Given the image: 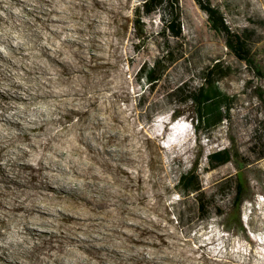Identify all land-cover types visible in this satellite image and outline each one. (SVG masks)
<instances>
[{
  "label": "rangeland",
  "instance_id": "1",
  "mask_svg": "<svg viewBox=\"0 0 264 264\" xmlns=\"http://www.w3.org/2000/svg\"><path fill=\"white\" fill-rule=\"evenodd\" d=\"M209 1L234 30H254L251 53L264 71V0ZM0 2V16L7 19L1 22L0 38L23 46L13 50L0 44V117L11 118L7 126H0V264H264V132L260 126L264 106L255 90L264 91V80L230 53L195 0H179L182 36L168 39L176 60L153 90L139 82L136 73L144 62L162 54L161 23L157 15L144 17L146 36L136 45L132 20L137 0H25L26 8L10 0ZM32 6L45 13L57 10L52 14L59 15L55 24L63 26L62 33L50 35L41 21L26 12ZM8 11L15 14L13 19ZM43 40L51 49L60 47L63 61L43 54L39 46ZM216 62L226 69L220 87L234 97L230 119L196 139L189 124L192 108L167 93L183 82L197 86L201 70ZM42 66L50 72L44 78ZM40 80L64 96L48 101L38 97L48 89ZM13 93L18 97L11 98ZM80 132L90 149L78 142ZM223 147L239 157L210 170L207 154ZM42 160L53 174L38 169ZM24 162L33 168L24 167ZM194 164L208 192L241 168L249 185L241 208L242 227L224 228L218 211L228 210L225 194L214 198L216 209L207 220L193 214V197H181L175 184L179 174ZM18 204L35 211L26 213L15 208ZM25 214L30 228L39 234L30 242H22L17 233Z\"/></svg>",
  "mask_w": 264,
  "mask_h": 264
},
{
  "label": "trees",
  "instance_id": "2",
  "mask_svg": "<svg viewBox=\"0 0 264 264\" xmlns=\"http://www.w3.org/2000/svg\"><path fill=\"white\" fill-rule=\"evenodd\" d=\"M195 1L206 13L209 28L223 36L224 44L230 53L243 62L256 78L264 80V71L257 65L251 53L250 41L254 36V30L248 28L234 30L219 7L211 4L209 0ZM137 2L132 20L136 45L142 44L146 36L145 24L142 20L144 17L157 15L161 23L158 34L163 39L162 54L151 63L144 62L136 73L139 82H142L148 90H153L164 80L166 72L176 60V51L169 47L168 39L182 36L181 10L179 0H137ZM225 70L219 62H216L201 70L202 80L197 86L190 87L183 82L170 88L167 93L168 96L179 97L180 104H189L192 108L190 121L196 139L210 135L230 119L234 97L225 92L219 84V80L223 77L221 74ZM255 90L264 106V91L258 87ZM260 126L264 132V117L260 121ZM206 157L212 170L236 160L239 156L230 147H223L209 152ZM175 188L181 197H193V214L199 220H207L213 209H216L214 198L225 194L228 210L218 211L224 228L229 230L231 226L242 227L241 208L247 198L249 185L241 168L238 167L233 175L215 183L208 192L200 179L198 166L194 164L179 174Z\"/></svg>",
  "mask_w": 264,
  "mask_h": 264
},
{
  "label": "bare ground",
  "instance_id": "3",
  "mask_svg": "<svg viewBox=\"0 0 264 264\" xmlns=\"http://www.w3.org/2000/svg\"><path fill=\"white\" fill-rule=\"evenodd\" d=\"M9 1V0H8ZM11 1V3L14 5H22L24 8H26V6H25V4H26V2H25V0H10ZM53 1V0H52ZM68 2V1H67ZM1 3V2H0ZM3 3V2H2ZM49 3V2H48ZM55 3V2H54ZM8 4V3H7ZM1 5V4H0ZM3 5V4H2ZM14 5V6H15ZM27 5V4H26ZM34 5V4H33ZM40 5V4H39ZM41 5H42V3H41ZM44 5V4H43ZM50 5V4H49ZM6 6V5H5ZM9 6V5H8ZM38 6V5H37ZM2 7V6H1ZM55 7V6H54ZM4 8V7H3ZM13 8V7H12ZM47 8V7H46ZM51 8H53V7H51ZM57 8V7H56ZM13 9H15V8H13ZM49 9V8H48ZM5 10H7V9H5ZM12 10V9H11ZM37 10H39V9H37ZM36 9H35V7L34 6H32V8H27L26 9V12L27 13H29L30 15H32V16H34L35 18H34V20H39V21H41V23L43 24V26H44V28L46 29V30H48L49 31V33H50V35L52 34H55V35H58V34H61L62 33V30H63V26H60V25H58V24H55L56 22H58L59 21V15H57V14H55L56 15V17H54V15L52 14V12H56L57 10H54V9H52L49 13H45V12H40V11H37ZM42 10V9H41ZM46 10V9H45ZM25 11V10H24ZM61 11V10H60ZM63 12V11H62ZM61 13V12H60ZM20 14V13H19ZM52 14V15H51ZM6 15V14H5ZM4 15V16H5ZM7 15H8V17L9 18H11V19H13L14 18V16H15V14L12 12V11H8V13H7ZM29 15V16H30ZM24 16H25V14H24ZM61 16V15H60ZM63 16V15H62ZM18 17V16H17ZM20 17V16H19ZM23 17V16H22ZM21 17V18H22ZM30 19H32V18H30ZM16 20V19H15ZM26 20V19H25ZM16 21H18V20H16ZM27 21V20H26ZM29 21V20H28ZM35 21V22H36ZM63 21V20H62ZM61 21V22H62ZM7 23V19L6 18H4V17H2V16H0V25L2 24V23ZM22 22V21H21ZM33 22V21H32ZM26 24H27V22H25ZM60 23V22H59ZM64 23H65V21H64ZM68 23V22H67ZM69 24V23H68ZM20 25H22V24H20ZM30 25V24H29ZM34 25V24H33ZM63 25V24H62ZM65 25H67V24H65ZM25 26H27V25H25ZM68 26V25H67ZM4 27V26H3ZM20 27V26H19ZM39 27V26H38ZM41 27V26H40ZM8 28V27H7ZM15 28H17V27H15ZM14 28V29H15ZM24 28V27H23ZM43 28V27H42ZM68 28V27H67ZM5 29V28H4ZM11 29V28H10ZM20 29V28H19ZM30 30V29H29ZM40 31V30H39ZM47 31V32H48ZM66 31H68V30H66ZM64 32V31H63ZM75 32V31H74ZM8 33V32H7ZM45 33V32H44ZM69 33V32H68ZM74 35H75V33H73ZM6 35V34H5ZM9 35H11V34H9ZM33 35V34H32ZM37 35V34H36ZM36 35H35V37H36ZM41 35H42V33H41ZM16 36V35H15ZM29 36V35H28ZM63 36V35H62ZM8 37V36H7ZM50 37V36H49ZM61 37V36H60ZM59 37V38H60ZM64 37V36H63ZM22 38V37H21ZM38 38V37H37ZM58 38V37H57ZM69 38H70V36H69ZM2 39H5V37L4 38H0V44H2V43H5L8 47H11V49H13L14 50V47H16L17 48V50H20V49H22V45H20V46H14L15 44L14 43H12L10 40H7V41H3ZM35 39V38H34ZM76 39V38H75ZM19 40V39H18ZM62 40V39H61ZM13 41V40H12ZM43 41H45V40H43ZM57 41V40H56ZM15 42V41H14ZM39 42V41H38ZM49 42V41H48ZM71 42V41H70ZM22 43V42H21ZM50 43V42H49ZM54 43V42H53ZM59 43V42H58ZM74 43V42H73ZM14 44V45H13ZM24 44V43H23ZM27 44V43H26ZM56 44V43H55ZM62 44H65V43H62ZM17 45V44H16ZM66 45V44H65ZM64 45V46H65ZM39 46H40V49L42 50V52H43V54L44 55H46L47 56V58H51L52 60H54V61H56V62H58V63H60L61 61H63V60H61V58L63 57H61L60 58V55H61V52H60V47L58 48V50L56 51V50H54V49H51L50 47H49V45H47L46 44V41L44 42V43H40L39 44ZM67 46H69L68 44H67ZM66 46V47H67ZM4 47H6V46H4ZM27 47V46H26ZM26 47L24 48V49H26ZM62 47V46H61ZM27 51H25V53H26ZM55 52V53H54ZM63 52V51H62ZM19 55H21V56H23L24 57V54H23V52H19ZM63 55V54H62ZM12 59V58H11ZM15 59V58H14ZM3 60V59H2ZM11 61H13V60H11ZM18 61V60H17ZM19 61H21V60H19ZM65 61V60H64ZM1 62V61H0ZM48 62V61H47ZM22 63V62H21ZM55 63V62H54ZM20 64V63H19ZM28 64V63H27ZM2 65V64H1ZM23 65V64H22ZM56 65V64H55ZM63 65V64H62ZM61 65V66H62ZM17 66V65H16ZM15 66V67H16ZM26 66V65H25ZM24 66V67H25ZM54 66V65H53ZM10 67V66H9ZM14 67V68H15ZM27 67V66H26ZM55 67V66H54ZM57 67V66H56ZM59 67V66H58ZM31 68V67H30ZM9 69V68H8ZM51 69V68H50ZM2 70V69H1ZM11 70V69H10ZM25 70H27V69H25ZM31 70H33L32 68H31ZM56 70V69H55ZM35 71V70H34ZM54 71V70H53ZM32 72V71H31ZM52 72V71H51ZM54 73V72H53ZM1 74V73H0ZM27 75H28V73H26ZM31 74V73H30ZM33 74V73H32ZM40 74H41V76L43 75H45V76H47V75H49L50 74V72H49V70L48 69H46V68H43V66H42V68H41V71H40ZM77 74V73H76ZM3 75V74H2ZM8 75V74H7ZM53 75V74H52ZM51 75V76H52ZM5 76V75H4ZM25 76V75H24ZM42 76V77H43ZM11 77V76H10ZM54 77V76H53ZM34 78V77H33ZM44 78V77H43ZM42 78V79H43ZM47 78H50V77H47ZM54 78H57V77H54ZM53 78V79H54ZM5 79H6V77H5ZM41 79V80H42ZM52 79V78H51ZM40 80V81H41ZM45 80V79H44ZM49 80V79H48ZM19 83V82H18ZM41 83H42V85H44L45 87H47L48 89H45L44 88V90L42 91V92H40L39 94H38V97H46L47 99V101L49 100V99H57L58 97L60 98L62 95L60 94V92H58L57 90H52L51 88H50V86H49V84L47 85V82L45 83L44 81H41ZM49 83H51V82H49ZM40 84V83H39ZM38 84V85H39ZM20 85V84H19ZM22 85V84H21ZM51 85V84H50ZM41 86V85H40ZM24 87V86H23ZM26 87V86H25ZM39 87V86H38ZM52 87V86H51ZM14 89V88H13ZM20 89V88H19ZM30 89V88H29ZM33 89V88H32ZM7 90V89H6ZM12 90V89H11ZM40 90V89H39ZM19 91V90H18ZM20 92V91H19ZM29 92H31V91H29ZM4 93V92H3ZM12 93V92H11ZM27 93V92H26ZM31 94V93H30ZM65 94H69V93H65ZM5 95V94H4ZM11 95V98H13V97H15V96H17L18 97V94H16V95H14V93L13 94H10ZM7 96V94L5 95V97ZM22 96H24L23 94H22ZM26 96V95H25ZM64 96V95H63ZM62 96V97H63ZM7 98V97H6ZM28 98V97H27ZM31 98V97H30ZM1 99V98H0ZM16 99V98H15ZM38 99V98H37ZM44 99V98H43ZM4 100V99H3ZM12 100V99H11ZM31 100V99H30ZM59 100V99H58ZM64 100V99H63ZM9 101V100H8ZM7 101V102H8ZM29 101V100H28ZM54 101V100H53ZM67 101H68V99H67ZM0 102H2V101H0ZM23 102H25V101H23ZM51 102V101H50ZM2 104V103H1ZM6 104V103H5ZM11 104V103H10ZM52 104V103H51ZM59 104V103H58ZM6 106V105H5ZM19 106V105H18ZM24 106V105H23ZM4 107V106H3ZM9 107V106H8ZM14 107V106H13ZM17 107V106H16ZM16 107H14V108H16ZM56 107H57V105H56ZM26 108V107H25ZM37 108H39V107H37ZM10 109V108H9ZM18 109V108H17ZM47 109V108H46ZM44 110V109H43ZM48 110V109H47ZM47 110H45V111H47ZM55 110V109H54ZM53 110V111H54ZM6 111H8L7 109H6ZM16 111V110H15ZM18 111V110H17ZM37 111V110H36ZM39 111V110H38ZM41 111V110H40ZM14 112V111H13ZM4 113H6V112H4ZM15 113V112H14ZM18 113V112H17ZM23 113V112H22ZM19 114H21V113H19ZM40 114H41V112H40ZM13 115V114H12ZM29 115V114H28ZM44 115V114H43ZM10 116V115H9ZM23 116H25V115H23ZM40 116V115H39ZM21 117V116H20ZM31 118V117H30ZM11 118L10 117H8V116H6V114L5 115H3L2 114V118L0 117V126H7V124H9L10 123V120ZM22 119V118H21ZM26 119H27V117H26ZM54 119V118H53ZM14 121V125H17L18 127H21V126H23V125H21V122L20 121H18V120H13ZM28 121V120H27ZM33 120H31V122H32ZM38 123V122H37ZM44 124V123H43ZM48 124V123H47ZM37 125V124H36ZM46 125V124H45ZM81 125H82V123H81ZM86 126V125H85ZM25 127V126H24ZM27 127V126H26ZM29 127V126H28ZM35 127V126H34ZM40 127V126H39ZM83 127V126H82ZM81 127V128H82ZM7 128V127H6ZM11 128V127H10ZM40 128H42V126L40 127ZM79 128H80V125H79ZM83 128H85V127H83ZM15 129V128H14ZM20 129V128H19ZM64 129V128H63ZM34 130H35V128H34ZM36 130H38V129H36ZM40 130V129H39ZM60 130V129H59ZM82 130H84V129H82ZM82 130H80V131H82ZM21 131V130H20ZM50 132V131H49ZM48 132V133H49ZM61 133V132H60ZM25 134V133H24ZM78 134V133H77ZM28 135V134H27ZM26 135V136H27ZM57 135V134H56ZM25 136V135H24ZM29 137V136H28ZM39 137V136H38ZM52 137H53V135H52ZM26 138V137H25ZM54 138V137H53ZM56 138H57V136H56ZM77 139H78V142L79 143H82V144H84L85 146H86V148L87 149H90V147H92V145L88 142V140L86 141V140H84V138H83V135L81 134V132H80V134L76 137ZM27 139V138H26ZM32 139V138H31ZM31 139H30V142H31ZM59 139H61L60 137H59ZM29 140V139H28ZM76 140V139H75ZM46 141V140H45ZM50 141H51V139H50ZM47 142H49V141H47ZM52 142V141H51ZM77 142V141H76ZM40 143V142H39ZM45 143V142H44ZM50 143V142H49ZM34 144H37L38 145V143H34ZM53 145V144H52ZM76 145V144H75ZM78 145V144H77ZM76 145V146H77ZM84 145H83V147H84ZM40 146V145H39ZM50 146V145H49ZM54 146V145H53ZM29 147V146H28ZM52 147V146H51ZM82 147V148H83ZM34 148V147H33ZM39 148V147H38ZM41 148V147H40ZM43 148V147H42ZM45 148H46V146H45ZM77 148V147H76ZM48 149V148H47ZM85 149V148H84ZM31 150V149H30ZM36 150V149H35ZM42 150H45L44 148L42 149ZM80 150V149H79ZM83 150V149H82ZM37 151V150H36ZM56 151V150H55ZM85 151V150H84ZM20 152V151H19ZM33 152H35V151H33L32 150V153ZM60 152V151H59ZM58 152V153H59ZM72 152V151H71ZM78 152V151H77ZM81 152V151H80ZM86 152V151H85ZM26 153V150H25V152H24V154ZM41 152H39V154H40ZM44 153V152H43ZM79 153V152H78ZM27 154H29V153H27ZM49 154V153H48ZM62 154V153H61ZM26 155V154H25ZM45 155V154H44ZM55 156V155H54ZM20 157V156H19ZM57 159H59V157L60 156H58L57 155ZM70 157V156H69ZM22 158H24V156H22ZM39 158V157H38ZM44 159H46L45 157H43ZM55 158V157H54ZM11 159V158H10ZM43 159V160H44ZM48 159V158H47ZM61 159V158H60ZM66 159V158H65ZM73 159V158H72ZM8 160H9V158H8ZM19 160H21V159H19ZM18 160V161H19ZM24 160V159H23ZM27 160V159H26ZM43 160H42V162H43ZM50 160V159H49ZM48 160V161H49ZM53 160V159H52ZM63 160V159H62ZM61 160V161H62ZM70 160V159H69ZM17 161V162H18ZM25 161V160H24ZM34 161H35V159H34ZM37 161V160H36ZM35 161V162H36ZM40 161V160H39ZM45 161V160H44ZM47 161V160H46ZM59 161V160H58ZM66 161V160H65ZM19 162H21V161H19ZM50 162V161H49ZM52 162V161H51ZM39 162H37V164H38ZM41 163V162H40ZM44 163V162H43ZM48 163V162H47ZM64 163V162H63ZM6 164V163H5ZM46 164V162L44 163V164H39V167H38V169L39 170H50V172H48V173H52L53 174V172H51L52 170H51V168L50 167H48V166H46L45 165ZM31 164H29V163H27V162H24L23 163V166L25 167V166H27V167H31V168H33L32 166H30ZM36 165V164H35ZM50 165V164H49ZM55 165V164H54ZM65 165V164H64ZM21 166V165H20ZM63 166V165H62ZM62 166H61V168H62ZM36 167V166H35ZM58 167H60V166H58ZM70 167V166H69ZM21 168V167H20ZM74 168V167H73ZM23 169V168H22ZM38 169H36V170H38ZM64 169V168H63ZM65 169H66V167H65ZM18 170V169H17ZM29 170L30 169H28L27 171L29 172ZM67 170V169H66ZM26 171V170H25ZM34 171V170H33ZM56 171V170H55ZM62 171V170H61ZM75 171V170H74ZM79 171V170H78ZM19 172V171H18ZM41 172V171H40ZM46 172V171H45ZM72 172V171H71ZM5 173V172H4ZM27 173V172H26ZM48 173H47V175H48ZM55 173H57V172H55ZM75 173L76 174H79V172H77V171H75ZM81 173V172H80ZM6 174V173H5ZM28 174V173H27ZM39 174V173H38ZM46 174V173H45ZM58 174V173H57ZM74 174V173H73ZM82 174V173H81ZM2 175V174H1ZM40 175V174H39ZM44 175V174H43ZM46 175V176H47ZM50 175V174H49ZM69 175V174H68ZM15 176V175H14ZM56 176V175H55ZM59 175H57V177H58ZM5 177V176H4ZM17 177V176H16ZM31 177V176H30ZM34 177V176H33ZM50 177V176H49ZM69 177V176H68ZM75 177H77V176H75ZM80 177V176H79ZM73 178V177H72ZM33 179V178H32ZM47 179V178H46ZM61 179V178H60ZM64 179V178H63ZM78 179V178H77ZM3 180V179H2ZM20 180V179H19ZM38 180V179H37ZM43 180V179H42ZM48 180V179H47ZM59 180V179H58ZM65 180V179H64ZM49 181V180H48ZM69 181V180H68ZM10 182H12V181H10ZM33 182V181H32ZM35 182H36V180H35ZM45 182V181H44ZM55 182V181H54ZM38 182H36V184H37ZM41 183V182H40ZM50 183V182H49ZM49 183H46V185H47V187H48V185H49ZM59 183V182H58ZM75 183V182H74ZM5 184V183H4ZM12 184V183H11ZM20 184H21V181H20ZM23 184V183H22ZM21 184V185H22ZM27 184V183H26ZM60 184V183H59ZM67 184V183H66ZM71 184V183H70ZM69 184V185H70ZM18 185V184H17ZM39 185V184H38ZM53 185V184H52ZM65 185V184H64ZM4 186H6V185H4ZM16 186V185H15ZM31 186V185H30ZM40 186V185H39ZM72 186V185H71ZM10 187H12V186H10ZM24 187V186H23ZM42 187V186H41ZM15 188H17V187H15ZM8 189V188H7ZM13 189H14V187H13ZM12 189V190H13ZM24 189V188H23ZM26 189H28V188H26ZM46 189V188H45ZM45 189H43V190H45ZM48 189V188H47ZM67 189H69V188H67ZM3 190V189H2ZM9 190V189H8ZM11 190V189H10ZM22 190V189H21ZM37 190V189H36ZM39 190V189H38ZM42 190V191H43ZM56 190H57V188H56ZM30 191V190H29ZM17 192V191H16ZM19 192V191H18ZM27 192V191H26ZM36 192V191H35ZM44 192V191H43ZM42 192V193H43ZM57 192V191H56ZM7 193V192H6ZM21 193V192H20ZM19 193V194H20ZM30 193V192H29ZM41 193V192H40ZM40 193H38V194H40ZM46 193V192H45ZM53 193V192H52ZM47 194V193H46ZM50 194V193H49ZM1 195H2V193H1ZM12 195H14V194H12ZM29 195V194H28ZM43 195V194H42ZM55 195H56V193H55ZM68 195V194H67ZM3 196H5L6 197V195H3ZM8 196H10V195H8ZM27 196V195H26ZM50 196V195H49ZM62 196V195H61ZM2 197V196H1ZM1 197H0V199H1ZM13 197V196H12ZM22 197V196H21ZM23 197H24V195H23ZM22 197V199H24ZM42 197V196H41ZM47 197V196H46ZM45 198V197H44ZM66 198V197H65ZM9 199H10V197H9ZM19 199V198H18ZM17 199V200H18ZM4 200V199H3ZM10 200H12V198L10 199ZM32 200H33V198H32ZM40 200V199H39ZM49 200V199H48ZM88 200V199H87ZM1 201V200H0ZM14 201V200H13ZM23 201V200H22ZM89 201H90V199H89ZM19 202V201H18ZM25 202H28V201H25ZM40 202H41V200H40ZM43 202H45V199H44V201ZM47 202V201H46ZM5 203V202H4ZM20 203V202H19ZM34 203V202H33ZM54 203V202H53ZM6 204H8V203H6ZM35 204V203H34ZM38 204V203H37ZM45 204V203H44ZM10 206L11 205H13V203L12 204H9ZM29 205V204H28ZM41 205V204H40ZM14 206V205H13ZM16 207L15 208H17V209H22V210H24L26 213H29V211H35L34 210V208L33 207H31L30 205V208H28V209H26L25 208V205L24 204H18V205H15ZM33 206V205H32ZM37 206V205H36ZM52 206V205H51ZM50 206V207H51ZM53 207V206H52ZM3 208V207H2ZM1 208V209H2ZM5 208V207H4ZM13 208V207H12ZM56 208V207H55ZM36 209V208H35ZM48 209V208H47ZM52 209V208H51ZM41 210V209H40ZM44 210V209H43ZM8 211V210H7ZM13 211V210H12ZM23 211V212H24ZM9 212V211H8ZM46 212V211H45ZM11 213V212H10ZM14 213V212H13ZM19 213V212H18ZM21 213V212H20ZM3 214V213H2ZM5 214V213H4ZM22 214V213H21ZM54 214V213H53ZM13 215V214H12ZM12 215H11V217H12ZM30 215H33V214H30ZM47 215V214H46ZM17 216V215H16ZM22 217H21V227L17 230V233L22 237V242H30L29 240L31 239V238H33V237H37V236H39V234L38 233H36L35 231H33L32 230V228H30V223H31V220H29L28 219V215L27 214H25V215H21ZM35 216V215H34ZM43 216V215H42ZM72 216V215H71ZM0 217H2L3 218V216H0ZM9 217V216H8ZM20 217V216H19ZM30 217V216H29ZM32 217V216H31ZM40 217V216H39ZM51 217V216H50ZM49 217V218H50ZM75 217H77V216H75ZM34 218V217H33ZM5 219V218H4ZM20 219V218H19ZM85 219V218H84ZM3 220V219H2ZM37 220V219H36ZM85 221V220H84ZM1 222V221H0ZM18 222V221H17ZM81 222H83V221H81ZM8 223V222H7ZM20 223V222H19ZM33 223V222H32ZM34 223H36L35 221H34ZM18 224V223H17ZM6 225V224H5ZM5 225L4 226H2V229H3V227H5ZM32 225V224H31ZM20 226V225H19ZM36 226V225H35ZM39 228V227H38ZM36 229V228H35ZM1 230V229H0ZM3 231V230H2ZM4 232V231H3ZM39 232V231H38ZM51 233V232H50ZM7 234V233H6ZM48 234V233H47ZM58 234V233H57ZM5 235V234H4ZM16 235V234H15ZM43 235V234H42ZM2 236V235H1ZM50 236H51V234H50ZM4 237V236H3ZM19 237V236H18ZM18 237H17V239H18ZM41 237V236H40ZM73 237V236H72ZM45 238V237H44ZM33 239H35V238H33ZM51 239H52V237H51ZM50 239V240H51ZM74 239V238H73ZM49 240V239H48ZM61 240V239H60ZM45 241V240H44ZM71 241V240H70ZM13 242H14V240H13ZM46 242V241H45ZM60 242V241H59ZM76 242H77V240H76ZM37 243V242H36ZM42 243V242H41ZM44 243V242H43ZM50 243V242H49ZM82 243V242H81ZM31 244V243H30ZM32 244H34V243H32ZM78 244V243H77ZM20 245V244H19ZM40 245V244H39ZM81 245V244H80ZM26 246V245H25ZM35 246V245H34ZM38 246V245H37ZM36 246V247H37ZM51 246V245H50ZM59 246V245H58ZM4 247V246H3ZM33 247V246H32ZM41 247V246H40ZM33 248H35V247H33ZM32 248V249H33ZM53 248V247H52ZM1 249V248H0ZM29 249V248H28ZM27 249V250H28ZM50 249V248H49ZM61 249V248H60ZM82 249V248H81ZM62 250V249H61ZM63 250H64V248H63ZM75 250V249H74ZM6 251V250H5ZM22 251V250H21ZM51 251V250H50ZM70 251H71V249H70ZM85 251V250H84ZM29 253L31 254V252H30V249H29ZM45 253V252H44ZM56 254V253H55ZM2 255V254H1ZM40 255H42V253L40 254ZM49 255H50V253H49ZM51 256H52V254H51ZM4 257V256H3ZM61 257V256H60ZM40 258H41V256H40ZM42 258H43V256H42ZM58 258V257H57ZM9 259H11L10 258V256H9ZM9 259H7V260H9ZM19 259V258H18ZM44 259H46V257H44ZM43 261V260H42ZM22 262V261H21ZM19 263V262H18ZM63 263V262H62ZM16 264V263H15ZM25 264V263H24ZM55 264V263H54Z\"/></svg>",
  "mask_w": 264,
  "mask_h": 264
},
{
  "label": "clouds",
  "instance_id": "4",
  "mask_svg": "<svg viewBox=\"0 0 264 264\" xmlns=\"http://www.w3.org/2000/svg\"><path fill=\"white\" fill-rule=\"evenodd\" d=\"M189 124H190V127H191V129H192V133H193V124L191 123V121H189ZM193 135H194V133H193ZM195 137V136H194Z\"/></svg>",
  "mask_w": 264,
  "mask_h": 264
}]
</instances>
